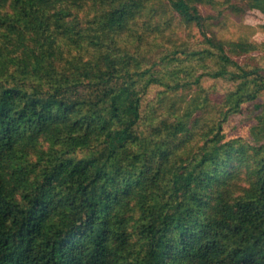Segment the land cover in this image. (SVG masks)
I'll return each mask as SVG.
<instances>
[{
	"label": "trees",
	"instance_id": "1",
	"mask_svg": "<svg viewBox=\"0 0 264 264\" xmlns=\"http://www.w3.org/2000/svg\"><path fill=\"white\" fill-rule=\"evenodd\" d=\"M217 5L0 0V264H264V136L223 127L264 68ZM175 17L201 42L171 44ZM220 80L250 87L232 105Z\"/></svg>",
	"mask_w": 264,
	"mask_h": 264
},
{
	"label": "rangeland",
	"instance_id": "2",
	"mask_svg": "<svg viewBox=\"0 0 264 264\" xmlns=\"http://www.w3.org/2000/svg\"><path fill=\"white\" fill-rule=\"evenodd\" d=\"M217 2V10H222L224 13H220L215 19L209 20L212 31H215L219 39L227 41L230 44L228 45V49L230 50L231 48L235 52L241 50L235 46L236 41H239V39L246 40V42L252 45L249 47L251 51L245 56L234 53V60L242 65L249 64L250 66L264 68V9L255 6L248 8L246 4H243L240 6L242 9H245L244 15L239 17L229 9V5L234 4L233 1H229V4L226 3V0H217ZM261 6L264 8L263 5ZM200 8L206 17L216 16L217 14L216 10H210L208 7ZM158 21H160V18ZM145 30L146 27H143L142 31L144 32ZM167 32V35L174 40L170 41L171 44L185 43L187 46L192 47L196 43L201 42L199 30L195 26L189 27L182 24L177 17L172 20L171 30ZM249 87L250 83L244 80L233 82L220 80L215 84V90L219 95L222 97L226 96L232 105L235 104L241 95L246 94ZM158 91V88L153 90L148 96V100H152ZM259 101L256 105L244 104L240 114L231 117L228 122L224 123L223 127L227 139L242 137L248 141H253L256 136H259V138L264 136L262 135L264 132L257 128L259 123L256 119L257 114H260L262 111L264 112V94ZM78 156L82 157L83 153L79 152Z\"/></svg>",
	"mask_w": 264,
	"mask_h": 264
}]
</instances>
